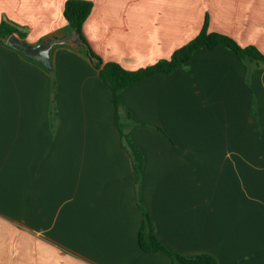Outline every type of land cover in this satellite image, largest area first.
Returning a JSON list of instances; mask_svg holds the SVG:
<instances>
[{
  "label": "crops",
  "instance_id": "crops-1",
  "mask_svg": "<svg viewBox=\"0 0 264 264\" xmlns=\"http://www.w3.org/2000/svg\"><path fill=\"white\" fill-rule=\"evenodd\" d=\"M66 1L0 0V23L30 45L68 37L51 49L55 117L33 96L45 67L0 38V264H171L140 247L145 216L173 253L264 264V62L200 46L127 86L119 122L142 157L136 180L86 53L137 70L206 26L264 54V0H88L82 39Z\"/></svg>",
  "mask_w": 264,
  "mask_h": 264
},
{
  "label": "trees",
  "instance_id": "trees-1",
  "mask_svg": "<svg viewBox=\"0 0 264 264\" xmlns=\"http://www.w3.org/2000/svg\"><path fill=\"white\" fill-rule=\"evenodd\" d=\"M91 7L92 3L88 0H67L64 4L63 16L80 39H82V24L91 11ZM13 33H17L21 36L15 26L6 22L0 23V38L6 40ZM218 44L229 46L240 59L244 60L248 58L264 62V54L256 47L251 45L241 46L227 35L217 32H208L206 26H203L202 30L195 38L176 49L169 58L162 59L154 64L137 70H127L116 62L103 63L98 57L94 56L88 48L86 49V53L91 60L94 58L97 59L94 64L99 68V76L106 85L113 102L115 109L114 119L121 135L122 144L132 157L136 180H138L141 175L142 157L129 138L128 133L124 131L119 122L123 107L122 91L130 84L152 73L172 72L178 66L185 64L191 54L200 46L213 48ZM51 111L53 114L52 117H54L55 107L53 104ZM129 117L131 118L130 114ZM139 245L146 251H161L167 254L171 259V264H217L216 259L210 254L202 253L193 256H182L169 251L153 235L147 216H145L143 227L139 232Z\"/></svg>",
  "mask_w": 264,
  "mask_h": 264
},
{
  "label": "water",
  "instance_id": "water-1",
  "mask_svg": "<svg viewBox=\"0 0 264 264\" xmlns=\"http://www.w3.org/2000/svg\"><path fill=\"white\" fill-rule=\"evenodd\" d=\"M68 37L43 40L36 45H30L15 33L7 38V44L18 50L26 58L33 60L48 70H52L51 49L56 43H67Z\"/></svg>",
  "mask_w": 264,
  "mask_h": 264
},
{
  "label": "rangeland",
  "instance_id": "rangeland-1",
  "mask_svg": "<svg viewBox=\"0 0 264 264\" xmlns=\"http://www.w3.org/2000/svg\"><path fill=\"white\" fill-rule=\"evenodd\" d=\"M90 59V58H89ZM91 60V59H90ZM92 64L94 65L95 61L91 60ZM47 75H48V82L46 83L45 80L42 78H35L34 79V88H33V96L35 98H41V97H47L49 99V114L52 117V111L51 107L52 104L55 107V113L56 114V98L61 96V84L59 83V79L61 80V69L58 70V72L55 71V67L52 64V70L46 69ZM60 85V87H59ZM61 98V97H60ZM55 117V116H54ZM50 125L52 131L55 130L56 126L52 125V119L49 118ZM125 127H123L124 129ZM125 131V129H124Z\"/></svg>",
  "mask_w": 264,
  "mask_h": 264
}]
</instances>
